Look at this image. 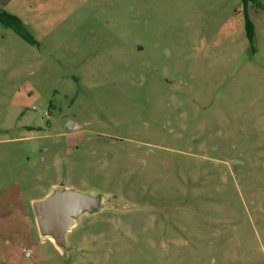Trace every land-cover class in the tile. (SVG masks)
Returning <instances> with one entry per match:
<instances>
[{"label":"rangeland","instance_id":"rangeland-1","mask_svg":"<svg viewBox=\"0 0 264 264\" xmlns=\"http://www.w3.org/2000/svg\"><path fill=\"white\" fill-rule=\"evenodd\" d=\"M0 12L36 42L0 22V264H264V0ZM68 190L60 248L33 206Z\"/></svg>","mask_w":264,"mask_h":264},{"label":"water","instance_id":"water-1","mask_svg":"<svg viewBox=\"0 0 264 264\" xmlns=\"http://www.w3.org/2000/svg\"><path fill=\"white\" fill-rule=\"evenodd\" d=\"M74 126L69 125L72 130ZM98 200L76 191H57L53 195L34 203L39 231L51 237L60 248L66 247L65 234L75 225L81 214L94 211Z\"/></svg>","mask_w":264,"mask_h":264},{"label":"trees","instance_id":"trees-1","mask_svg":"<svg viewBox=\"0 0 264 264\" xmlns=\"http://www.w3.org/2000/svg\"><path fill=\"white\" fill-rule=\"evenodd\" d=\"M246 6L248 3V0H245ZM245 29L246 34L248 37L249 42L253 45L255 41V25L252 22V20L249 18L248 14L245 13ZM0 22L6 26H9L13 28V30L24 40L29 42L30 44H36L35 40L32 38V36L26 31L24 28L22 20L9 13H1L0 12Z\"/></svg>","mask_w":264,"mask_h":264},{"label":"bare ground","instance_id":"bare-ground-1","mask_svg":"<svg viewBox=\"0 0 264 264\" xmlns=\"http://www.w3.org/2000/svg\"><path fill=\"white\" fill-rule=\"evenodd\" d=\"M49 240H50L51 242H54V240H53L51 237H49Z\"/></svg>","mask_w":264,"mask_h":264}]
</instances>
